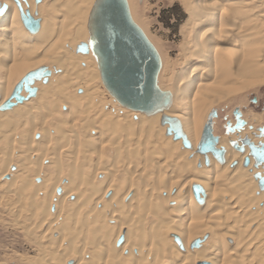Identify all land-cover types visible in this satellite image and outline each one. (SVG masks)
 Returning <instances> with one entry per match:
<instances>
[{"label": "bare ground", "instance_id": "bare-ground-1", "mask_svg": "<svg viewBox=\"0 0 264 264\" xmlns=\"http://www.w3.org/2000/svg\"><path fill=\"white\" fill-rule=\"evenodd\" d=\"M183 1L182 68L158 80L172 104L146 115L106 102L92 52L77 53L95 0H0L1 204L39 252L30 264H264V171L231 145L264 143L262 115L229 136L214 120L224 164L197 154L212 109L264 85V0Z\"/></svg>", "mask_w": 264, "mask_h": 264}, {"label": "water", "instance_id": "water-1", "mask_svg": "<svg viewBox=\"0 0 264 264\" xmlns=\"http://www.w3.org/2000/svg\"><path fill=\"white\" fill-rule=\"evenodd\" d=\"M25 25L31 33L39 30V23L27 19ZM89 44L78 47L77 53L92 52L100 71L101 80L109 94L124 108L140 111L146 115H153L168 109L172 104L170 93L163 92L158 87V77L162 62L160 55L143 30L135 23L131 16L127 0H95L88 19ZM41 78V73L29 75L14 91L17 102L23 86H29ZM34 92H31V96ZM257 104V99H253ZM6 104L2 109L12 108ZM235 123L228 122L224 126L225 135L240 133L247 127L240 109L233 111ZM218 111L209 115L205 125L197 154L205 158V165H210L209 156L220 164L225 163L226 149L219 148L220 137L214 134L213 122L218 119ZM162 126L168 125L166 135L172 136L174 141L181 140L185 149H192V145L182 130L181 123L175 118L163 116ZM253 130V128H250ZM259 139H264V125L259 130ZM239 153L244 154L249 148V156L244 160V167L254 160V168L264 171V143L257 145L249 139L231 143ZM234 163L233 166H236ZM254 179L258 182L260 191L264 192V173H257Z\"/></svg>", "mask_w": 264, "mask_h": 264}, {"label": "rangeland", "instance_id": "rangeland-1", "mask_svg": "<svg viewBox=\"0 0 264 264\" xmlns=\"http://www.w3.org/2000/svg\"><path fill=\"white\" fill-rule=\"evenodd\" d=\"M128 2L130 3L129 8L133 20L143 30L161 57L162 67L158 80H163V78L173 70L180 71L182 68V66H180V54L184 46V36L181 33V28L188 17L184 1L128 0ZM84 42L89 44V36ZM92 57L95 59L94 56ZM164 66L165 70H163ZM92 69L97 71L98 65L95 64V67ZM98 80L100 81L99 86L101 92L104 93L103 98L105 101L108 103L114 102L113 98L103 86L100 78H98ZM78 92L81 93L82 91ZM238 96H236L235 101L221 103L212 109V111L217 110L219 113L217 123L221 128L222 135H225L224 126L227 124L226 122H235L233 111L237 108L243 113V118L250 112H255L262 115L264 122V85L250 88L240 93ZM255 98L258 100L257 104L252 103ZM5 130L8 131V129ZM13 170H15L14 167ZM9 178L10 176L5 177V180ZM104 179V175L102 174L97 177L98 181ZM38 181L40 182V180H36L35 182L39 183ZM1 194L2 193H0V198L3 196ZM57 194H62L61 188L56 191V195ZM73 199L74 198H72V200ZM0 201V264H30L38 258L39 252L35 244L29 241L30 239L25 235V231L21 228L19 229L16 225L15 218H12V215H10V217L9 214L5 212L6 210H3L4 206L1 204L2 198ZM109 224L114 225L115 223L109 222ZM13 225H15V228ZM54 236H56V234ZM174 241L175 243L177 242L175 238ZM121 243L123 242L121 241L119 245H121ZM176 244H178V242ZM68 264H74V262L72 261Z\"/></svg>", "mask_w": 264, "mask_h": 264}]
</instances>
